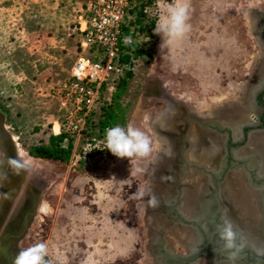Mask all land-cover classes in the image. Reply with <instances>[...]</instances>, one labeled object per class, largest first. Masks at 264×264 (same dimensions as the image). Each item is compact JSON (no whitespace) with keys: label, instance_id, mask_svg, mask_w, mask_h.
Segmentation results:
<instances>
[{"label":"rangeland","instance_id":"rangeland-1","mask_svg":"<svg viewBox=\"0 0 264 264\" xmlns=\"http://www.w3.org/2000/svg\"><path fill=\"white\" fill-rule=\"evenodd\" d=\"M84 2L0 0V113L20 168L28 179L44 181L45 187L26 241L31 246L47 243L45 258L51 264H160L161 244L167 250L170 235H176L155 226L156 205L149 203L157 196L153 176L160 169L151 163L171 148L163 135L171 133V127H159V121L166 114L181 113L175 101L188 111L187 105L199 110V115L243 96L241 107L252 109L248 90L264 78V42L256 35L264 21L252 14L257 9L264 13V0H190L191 30L163 47V33H154L174 0H135L137 13L134 6L131 14L141 23L133 61L129 72L112 83L104 125L133 124L151 140V153L130 160L112 155L106 148V129L97 130L101 109L91 118L92 128L89 123L72 143L67 160L37 159L29 152L48 145L52 127L57 133L61 122L55 89L82 55L76 27ZM150 22L154 27L147 30ZM125 74L127 80L118 86ZM25 163H31L32 170ZM163 174V168L156 174L160 182ZM162 186L171 190L167 183ZM138 191L145 195L133 198ZM8 207L3 205L2 212L7 214Z\"/></svg>","mask_w":264,"mask_h":264},{"label":"flooded vegetation","instance_id":"flooded-vegetation-1","mask_svg":"<svg viewBox=\"0 0 264 264\" xmlns=\"http://www.w3.org/2000/svg\"><path fill=\"white\" fill-rule=\"evenodd\" d=\"M261 30L262 34L264 27ZM248 93L250 95L248 102L252 109L245 117L247 122L243 124L241 129H238V134L234 133L235 131L231 127L226 126L220 121L201 119L197 115L199 110H194L187 104L191 111H188L187 107H185L188 115L198 117L201 121L208 120L214 123L204 127L187 119L186 117L188 116L184 115V111L181 112L179 110L181 113H176L175 116L179 119L178 122L181 127L175 130L171 129L170 137H167L168 139L170 138V142L174 145V150L171 159V168H168V171L164 172L162 179L163 184L167 183V185L171 186V197L166 199L162 196H159V199L156 197L157 203L155 204L154 213L156 214L157 221L159 217L165 221L164 225L160 224V226L158 225L159 221H155V225L158 228L167 229L171 227V229L177 231L175 232V237L168 234L170 235V245L168 241L167 250L161 246L160 254L163 260L160 264H164V260L166 264H197L203 258L213 260V258L223 255L222 253L216 257L214 253L217 249H223L222 252L225 251L227 254L233 251H239L241 254H244L245 250H248L245 247L243 248V245L250 244L245 243V236L242 232L233 230L234 235H238L242 247L238 249L234 245V247L229 249L225 247L226 242L220 238V234L217 231V226L222 225L225 219L228 220V217L225 215L228 200L223 194L225 184L230 182L232 178L231 183L235 191L238 190L240 185V181L238 180L240 172L246 175L244 177L247 179L245 183L250 189L256 192L258 191L259 193L263 192L260 204L263 203L264 206V173H261L264 158L260 153L248 152L241 154L249 146L254 136L264 133V78L251 86ZM172 104L179 105L181 103L175 101ZM181 105L183 106V104ZM193 126L198 128L199 132L209 134L210 137L216 139L220 144V152L215 156L216 158H207L210 161L209 166L199 160H191L188 156L193 148V141L190 139ZM212 159L213 161H211ZM5 172L2 169L0 173V264H13L18 252L31 246L26 241L28 230L25 234H22L24 221L29 219L33 212L37 211L45 187L44 181L36 179V177L31 179L26 177V180L18 186L21 180L17 181L18 183H14L16 180L10 178ZM190 174H196L199 177L201 187L199 185H191L186 181L187 176ZM155 181V185H157V180L155 179ZM188 192V196L190 195L193 199L190 205L186 202ZM167 200L169 201L168 204H166L168 202ZM203 202L212 205L215 203L217 205L216 211L211 210L204 217L187 214V210L190 208H197L199 211L200 205ZM3 205H9L7 214L2 212L1 207ZM224 216H226L225 219ZM206 218H209V222L215 226V228L212 227L211 232H207L204 227ZM181 229L191 230L196 235L198 244L192 251H188L186 244L182 242ZM168 235L164 237L166 241V236ZM235 243V239H233V244ZM224 247L226 250H224ZM178 248L182 249V251L178 250ZM201 251L204 255H197ZM152 252L150 248L151 259ZM166 256L169 259H166ZM246 256L248 255L246 254ZM221 260L218 259L221 263L232 262L231 259ZM151 264H155V262L151 260Z\"/></svg>","mask_w":264,"mask_h":264},{"label":"built area","instance_id":"built-area-1","mask_svg":"<svg viewBox=\"0 0 264 264\" xmlns=\"http://www.w3.org/2000/svg\"><path fill=\"white\" fill-rule=\"evenodd\" d=\"M132 0H85L76 31L82 36V55L71 67L69 77L55 89L61 122V147L77 142L87 130L91 117L110 102L112 83L126 67L120 63L124 48L134 37L124 33ZM114 75V76H113ZM113 76V78H112Z\"/></svg>","mask_w":264,"mask_h":264},{"label":"bare ground","instance_id":"bare-ground-1","mask_svg":"<svg viewBox=\"0 0 264 264\" xmlns=\"http://www.w3.org/2000/svg\"><path fill=\"white\" fill-rule=\"evenodd\" d=\"M252 23H253V21H252ZM254 23H255V21H254ZM262 35L264 36V32L262 33ZM243 90H244V88H243ZM243 99H244L243 96H241V99L240 98L238 100L236 99L235 101H232L231 103H222L221 105L215 106L214 108L209 107L206 113H203V112H202V114L199 113V115H200L199 117L201 119H213V120L220 121L221 123L225 124L226 126L231 127L235 131L234 133L238 134V132H237L238 129H240V127L243 126V124H245V122H247L245 120L246 115L248 114V112L249 113L251 112L247 109H244L245 107L244 108L241 107L242 104H240V102ZM171 111H172V109H171ZM172 114H173V116H171ZM172 114L171 115L166 114L162 119H160L158 126L159 127L162 126L166 129H169L171 127V129H174V130L176 129V127L178 128L179 126H181L178 122L179 119H177V116H174L175 113H172ZM56 131L58 132L57 128H56ZM190 139L193 141V148H192V151L189 153V155H190L189 158L191 160H199L202 163H205L206 165L209 166L210 161L207 158L208 157H215L216 155L219 154V152H220L219 142L216 139L210 137L209 134L199 132L198 128H196L194 126L192 128V133L190 135ZM173 150H174V145L171 142V148H169V147L166 148V150H164L161 153V155L159 154V157L156 159L155 163L153 160L151 165L154 166L155 168L156 167H158V169L160 168L159 171L161 170V168H163L164 172L166 171V169L171 168V165H172L171 159L173 156ZM248 152L260 153L262 155V157L264 158V133H261L259 135L254 136L252 138L249 146L241 154H246ZM2 154L3 153L0 150V157L4 158V155H2ZM17 155H19V154L17 153ZM18 159H20V158H18ZM27 160L29 161V159H27ZM27 160H25V161H27ZM211 161H213V159ZM25 166H27L28 169L32 170L31 169V166H32L31 163H28V164L25 163ZM38 167H39V165H38ZM35 170L38 171L37 166H36ZM155 171H156V169H154V172ZM158 172H156L154 174V176L152 175L153 178L157 179L158 191L156 193L157 194L156 197H158V199H159V196H162L165 199L168 197H171V190H169L168 188L166 189L164 186H162L163 182H160V180L156 177V174ZM261 173H264V164H263ZM29 175H31V174H29ZM244 175H245L244 173L240 172V177L238 179L240 181V185H239V189L236 191H235L233 184L231 183V181L233 180L232 178H231L230 182L227 181L228 183L225 184L223 194H224V197L228 200V204L226 203L227 209L225 211V213H226L225 215L228 217V221L233 226L232 230H238L240 233L242 232V234L245 236V243L250 244V245H245V247H247L248 249L251 248V249H256L258 251H261L263 249V246H264V206H263V203L260 204L263 192L259 193L258 191L256 192V191H253L252 189H250L249 186L245 183L247 179L244 178V177H246V175L245 176ZM186 181L191 185H199V187H201L200 179L196 174L188 175ZM236 188H238V187H236ZM207 190H208V188H207ZM188 194H189V192L187 193L186 202L189 203V205H190V204H192L193 199H192V197H190V195L188 196ZM162 209H164V208H162ZM216 209H217V205L215 203L212 205V204H209L207 202H205V203L203 202L200 205L199 211L197 210V208H195V209L190 208L187 210V214H190V215L195 214L198 217L199 216L204 217L205 215L209 214L211 210L216 211ZM160 213L162 214V212H160ZM226 216H224V219ZM157 219L160 222L159 223L157 221L159 226H160V224L164 225V222H165L164 219H161V218H157ZM244 220H246V221L244 222ZM155 226H157V225H155ZM204 227L206 228L207 232H211L212 227L215 228V226L209 222V218L205 219ZM162 229H164V228H162ZM170 229H171V227H170ZM171 234H175V230L171 229ZM182 242L186 244V248L188 251H192L193 248H195L198 244L196 235L191 230H188V229H183ZM161 246L163 247V244H161ZM222 250L217 249V251L214 253V255L217 257L218 255L222 254ZM224 250H226L225 247H224ZM157 252H159V251H157ZM224 253H225V251H224ZM212 261H213V263L211 261H209V259L203 258L197 264H214V263L219 264V263H221L220 261H218V257L213 258ZM221 264H241V262L236 260L233 262H222Z\"/></svg>","mask_w":264,"mask_h":264},{"label":"clouds","instance_id":"clouds-1","mask_svg":"<svg viewBox=\"0 0 264 264\" xmlns=\"http://www.w3.org/2000/svg\"><path fill=\"white\" fill-rule=\"evenodd\" d=\"M190 0H174V4L167 8V15L162 16L154 34L161 35V45L172 44L182 39L190 30L188 23L190 16ZM167 37V39H165ZM106 148L112 155L120 159L144 158L151 153V140L139 128L129 123L127 127L119 125L106 129ZM133 198H142L145 193L138 191L133 193ZM149 203L155 206L157 203L153 196ZM233 226L228 220L217 226L220 238L224 240L226 248H232L234 233ZM48 257L47 243H37L22 249L16 255L13 264H51Z\"/></svg>","mask_w":264,"mask_h":264},{"label":"water","instance_id":"water-1","mask_svg":"<svg viewBox=\"0 0 264 264\" xmlns=\"http://www.w3.org/2000/svg\"><path fill=\"white\" fill-rule=\"evenodd\" d=\"M252 15L258 17L259 20H264V13L260 9L254 10ZM258 33H256V34L259 35L260 40L262 42H264V36L262 34H260V33L258 34ZM179 110L181 112L184 111V115L188 116V117H186L187 119H189L190 121L195 122L201 126L205 127L207 125H210L211 123L212 124L214 123V122H209L208 120H202L201 121V119H199L198 117H195L193 115H188L186 108L184 106H182L181 104H179ZM242 127L243 126H241L240 129ZM163 135L165 137H170V130L163 131ZM0 150L2 151V153L4 155L2 163L0 164V173H1V170L4 169L6 171L5 173L8 174V176L10 178H13L14 180H16V181H14V183L21 180L19 183L17 182L18 186L21 185L22 182L24 180H26V172H24L20 168L14 143H13L11 137L7 135V133L4 129V122H3V117H2L1 113H0ZM9 177H7V178L9 179ZM34 215H35V212H33L31 214L29 219H26L24 221V226H23L24 228H23L22 234H25L26 231L28 230V228L30 227V224L32 223ZM234 239H235L236 243L233 245H235V247H237L238 249L241 248L242 246L240 244L241 242L239 240L238 235H236V236L234 235ZM244 247L245 246L243 245V248ZM245 248L248 249L247 247H245ZM208 253H209V251H208ZM222 253H223V255L218 257V259H222L221 261L231 259L232 262L238 260L241 262V264H264V246H263V249L261 251L249 248L248 250H245V253H244L245 255L241 254V252H239V251L238 252L233 251L230 254H227L224 252H222ZM246 254L248 256H246ZM197 255H204V254L201 251L200 253H197ZM195 257H192V258H195ZM204 257H206V256H204ZM166 259H169L168 256H166ZM244 260H246V262H244ZM164 264H166L165 260H164Z\"/></svg>","mask_w":264,"mask_h":264},{"label":"trees","instance_id":"trees-1","mask_svg":"<svg viewBox=\"0 0 264 264\" xmlns=\"http://www.w3.org/2000/svg\"><path fill=\"white\" fill-rule=\"evenodd\" d=\"M135 0H132L131 4H130V7H129V10H128V16H129V21L124 24V33L126 35H130L132 37L135 38L136 34L138 33V24H140V20L136 17H133L131 12L133 10V7H134V11L135 13H137V5L133 4ZM147 1V0H146ZM154 27V23L153 22H150L148 25H147V30H152ZM134 46H135V40H134V44L131 45V46H126L124 48V53L123 55L121 56L120 58V63L124 66H126L124 69H123V72L124 73L125 71H127V73L129 72L130 70V66H131V63L133 61V52H134ZM123 75V74H122ZM129 75L125 74V76L123 77L122 81L118 82V86L121 85L123 82H125L127 80V77ZM111 105L109 106H103L102 108V111H101V114L99 115L98 119H99V125H98V132H102L105 129H108L109 128V125H104L105 122H106V119L108 118V114H109V110L111 109L110 107ZM108 113V114H107ZM92 118V117H91ZM91 121V119H90ZM89 121V123H90ZM87 124V130L89 129V126H90V129L92 128L93 126V122H91L90 124ZM93 132V131H92ZM64 140V136L62 134H59L57 136H50L49 139H48V145H41V146H37V147H34L32 149V151L29 152V155L34 157V158H37V159H41V160H45V161H65L68 159V156L70 154V151L72 149V141H70L68 143V146L66 148H63L61 147V143L62 141Z\"/></svg>","mask_w":264,"mask_h":264}]
</instances>
